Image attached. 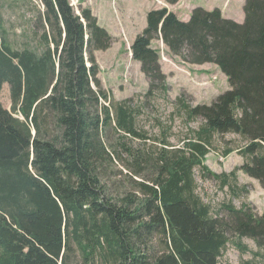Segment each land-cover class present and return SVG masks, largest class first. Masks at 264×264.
I'll list each match as a JSON object with an SVG mask.
<instances>
[{"label": "trees", "instance_id": "16d2710c", "mask_svg": "<svg viewBox=\"0 0 264 264\" xmlns=\"http://www.w3.org/2000/svg\"><path fill=\"white\" fill-rule=\"evenodd\" d=\"M41 1L35 46L14 48L0 11V92L9 84L12 100L11 111L0 101V264H74L78 254L82 264H220L229 233L242 252L250 251L242 239L254 240L263 259L264 213L230 203L228 219L215 216L194 171L235 197L250 193L239 171L264 188V0L245 1L242 23L202 6L187 21L167 7L148 12L131 46L147 95L169 88L157 38L183 61L216 64L231 86L211 104L179 97L204 124L183 145L165 137L155 151L138 109L112 100L98 77L95 53L113 41L98 17L90 8L77 14L69 0ZM228 134L244 145L229 140L222 155L237 152L243 164L211 171L207 155ZM120 163L128 183L112 190Z\"/></svg>", "mask_w": 264, "mask_h": 264}, {"label": "rangeland", "instance_id": "374dc122", "mask_svg": "<svg viewBox=\"0 0 264 264\" xmlns=\"http://www.w3.org/2000/svg\"><path fill=\"white\" fill-rule=\"evenodd\" d=\"M69 1L77 14H80L83 8H90L98 17L99 24L113 37L110 48L95 53L99 65L98 77L103 88L111 94L112 100L130 99L131 105L138 109V124L151 138L148 144L153 148L150 150H157L165 137L175 145H183V140L195 138L196 131L204 124V120L202 118L191 120L177 99L183 97L184 101L195 106L211 104L219 95L230 89L228 77L216 64H192L183 61L181 57L170 51L161 38H157L152 41V46L159 50L169 88L167 91H160L150 96L147 95L149 79L142 72L140 62L133 58L131 46L137 35L147 26V14L153 9L167 7L178 17L179 15L186 17L187 14L192 13L193 6L201 4L207 9L219 8L224 17L242 23L245 20L243 6L246 0H178L176 3L167 0ZM44 10L45 6L41 0H0L6 37L14 48L21 49L38 43L35 32H40L39 15ZM0 101L11 111L9 84L3 86ZM15 115L22 118L19 113ZM229 140H233L235 146L244 145V141L235 134L216 138L214 148L205 160L211 171L231 172L243 164V158L237 152L227 157L222 155ZM139 143V141L134 142L135 145ZM115 168L116 175L112 176L109 184L114 190L117 182L118 188L124 190L126 188L122 186L125 182L128 183V178H125L128 171L123 169L121 163L115 164ZM120 171H123V174ZM194 173L198 182L197 192L203 201L211 206L215 216L228 219L230 213L224 205L230 203L238 209L246 203L254 207L258 214L264 213V188L256 179L243 171L238 172L239 184H247L250 193L240 194L238 197H235L228 187L222 189L220 182L200 167H196ZM121 182L123 184L120 186ZM229 237L230 242L220 258V264H243L247 260H252L253 264H264V258L257 257L253 253L258 251L254 240L243 238L242 243L247 245L250 251L242 252L236 245L239 240L237 235L229 233ZM73 261L74 264L83 263L79 254Z\"/></svg>", "mask_w": 264, "mask_h": 264}, {"label": "crops", "instance_id": "0c3cea01", "mask_svg": "<svg viewBox=\"0 0 264 264\" xmlns=\"http://www.w3.org/2000/svg\"><path fill=\"white\" fill-rule=\"evenodd\" d=\"M223 3H225V1L223 2ZM231 3V2H230ZM234 3V2H233ZM244 5H245V3H244ZM198 6H202V7H204L203 5H197V6H193V8L191 9V12L196 8V7H198ZM244 7V6H243ZM179 17H180V19H182V20H189L190 19V17H191V13L190 14H187V16L186 17H182V16H180L179 15Z\"/></svg>", "mask_w": 264, "mask_h": 264}]
</instances>
